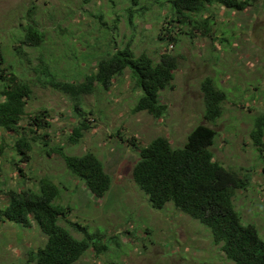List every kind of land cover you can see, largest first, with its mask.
Listing matches in <instances>:
<instances>
[{
  "label": "rangeland",
  "instance_id": "rangeland-1",
  "mask_svg": "<svg viewBox=\"0 0 264 264\" xmlns=\"http://www.w3.org/2000/svg\"><path fill=\"white\" fill-rule=\"evenodd\" d=\"M174 10L171 0H0L3 66L30 88L20 124L28 127L29 115L42 109L50 124L35 133L25 130L30 160L20 163L14 150L17 136L0 128V209L7 189L36 192L40 179L54 184L58 196L53 203L69 208L60 225L76 239L94 235L91 241L106 246L105 254L95 256L89 249L75 264H231L208 228L172 203L153 209L131 176L138 149L130 138L138 147L158 136L182 147L197 125L216 132L210 147L214 161L248 179L232 201L243 223L257 226L264 237V136L260 148L250 136L254 118L264 111V0H250L241 12L210 5L180 19ZM32 26L45 38L28 47L22 42ZM162 33L175 41H162ZM127 44L153 62L165 52L177 58L172 86L159 94L166 106L163 116L133 112L140 91L127 69L109 88L95 82L92 93L80 96L83 117L68 95L47 84L51 79L82 82L105 53ZM206 78L226 96L222 115L211 123L203 119L201 84ZM82 120L88 127L74 143L71 131ZM57 147L67 155L90 152L101 161L111 178L102 198H94L66 169L51 150ZM44 242L34 223L24 229L0 222V264H33L27 262L29 250Z\"/></svg>",
  "mask_w": 264,
  "mask_h": 264
},
{
  "label": "trees",
  "instance_id": "trees-1",
  "mask_svg": "<svg viewBox=\"0 0 264 264\" xmlns=\"http://www.w3.org/2000/svg\"><path fill=\"white\" fill-rule=\"evenodd\" d=\"M89 1L91 0H83V3ZM249 1L171 0L175 9L171 13L177 19L188 18L187 14L203 12L210 5L241 12ZM166 36L164 38L162 33L159 38L162 41H175L172 36ZM44 38V34L32 26L22 44L35 47ZM3 65L4 57L0 52V95L3 97L0 101V128L17 136L14 150L18 162H28L31 143L24 132L28 129L30 133H35L48 128V112L42 109L29 115L28 127L21 126L20 122L26 116L25 107L30 97V88L17 76L7 74ZM176 68L177 58L167 52L161 53L159 60L153 62L144 53L135 55L127 44L116 47L111 53H105L97 61L95 71L87 74L82 82L51 79L47 84L68 95L73 101L76 114L83 117L85 112L81 109L80 96L92 93L95 82L96 87L109 88L111 81L127 69L140 91L133 112H146L154 117H161L166 112V106L161 103L159 94L172 86ZM201 92L204 99L203 119L209 123L214 122L222 115V103L226 96L222 90L216 88L210 78L202 82ZM87 127L82 120L80 125L72 129L70 141L77 143ZM116 134L121 137L119 131ZM215 135L213 129L197 125L187 134L184 145L175 148L167 138L161 136L143 147L136 146L135 140L130 138L128 142L138 149V161L131 173L132 180L147 197L153 209H162L167 203H172L175 210L208 228L213 244L219 247L231 264H264V237L257 226L243 223V218L232 201L236 190L247 188L248 179L239 178L214 161L210 147ZM250 136L257 148L263 146L264 111L254 118ZM51 150L60 156L66 169L84 184L94 198H102L109 190L111 178L104 172L101 161L94 154L88 152L77 156L67 155L60 147ZM18 170L22 175V170ZM5 196L7 202L0 209V222H10L24 229L30 228L34 223L45 237L43 246L35 251L29 250L28 263L75 264L89 249L95 256L106 252L105 245L91 241L94 235H85L79 240L60 225L59 222L66 218L69 208L53 203L58 196V189L48 180L40 179L36 192L30 188L7 189ZM70 225L78 229L77 224ZM80 230L83 232L85 228Z\"/></svg>",
  "mask_w": 264,
  "mask_h": 264
}]
</instances>
